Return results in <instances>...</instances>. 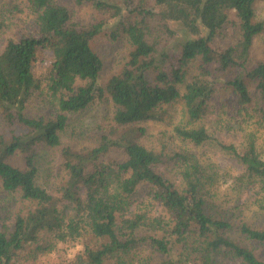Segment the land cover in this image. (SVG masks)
Masks as SVG:
<instances>
[{
  "label": "trees",
  "instance_id": "trees-1",
  "mask_svg": "<svg viewBox=\"0 0 264 264\" xmlns=\"http://www.w3.org/2000/svg\"><path fill=\"white\" fill-rule=\"evenodd\" d=\"M257 1L74 0L88 8L80 16L59 0H27L34 32L7 39L0 50V116L25 130L0 136V185L19 193L29 208L15 215L11 228H0V264H9L26 245L48 254L58 243L88 237L98 242H86L73 258L55 264H135L136 259L154 264L137 251L142 246L152 255L173 251L175 263L215 264L217 255L225 254L239 264H264L227 233L230 211L216 213L209 206L213 194L207 184L213 177L183 151L166 152L141 141L144 124L168 122L180 106L185 121L173 126L175 135L193 145L214 141L243 166L235 185L258 183L264 190V156L257 144L259 127L264 129V62L248 69L252 41L264 29L255 19ZM228 24L235 26L236 38L216 47ZM102 32L130 45L127 61L105 83L99 78L103 62L91 46ZM39 48L52 53L44 80L34 74ZM221 87L231 90L244 123H252L242 149L214 137L203 124ZM37 92L59 112L54 118L26 115ZM103 95L115 108L109 133L91 149L63 147L65 176L49 189L38 183L35 145L59 147L68 115ZM112 149L124 159L102 161ZM16 152L24 155L25 168L10 163ZM165 168L168 174L161 171ZM144 185L146 203L131 209ZM256 203L264 210V196ZM238 227L264 249V227Z\"/></svg>",
  "mask_w": 264,
  "mask_h": 264
},
{
  "label": "rangeland",
  "instance_id": "rangeland-1",
  "mask_svg": "<svg viewBox=\"0 0 264 264\" xmlns=\"http://www.w3.org/2000/svg\"><path fill=\"white\" fill-rule=\"evenodd\" d=\"M68 8L75 11L77 15L86 16L88 8L80 7L74 0H59ZM255 19L264 23V0H258L254 4ZM33 16L27 7V0H0V50L3 48L7 39H18L24 35L34 32ZM230 20H235L233 13ZM236 38L235 26L228 24L215 40L214 45H225ZM94 51L99 55L103 62L100 72V82L105 83L109 77L118 73L128 59L130 45L124 38L110 40L105 32H102L94 41L91 42ZM36 60L34 61V74L44 80L48 66L52 62V53L48 49L39 48ZM264 62V29L256 35L252 41L248 53V69L255 67L258 63ZM196 63L190 64V71L193 72ZM32 97L26 108V115L29 117L54 118L59 112H55L48 97L43 95ZM172 112V117L168 122L144 124L146 132L141 141L152 148L165 147L166 152L183 151L191 158H194L213 178L207 186L212 192L210 204L216 213L222 209L230 211L229 221L232 224L227 232L231 238L241 245L250 248L258 258L264 259V249L261 244L245 238L239 233V224L245 223L252 228L264 227V210L257 206V200L264 196V190L258 183H250L246 186L234 184L236 177L243 172L241 163L231 154L221 150L214 141L193 145L179 139L173 126L177 123H184L183 112ZM114 106L108 95H103L84 111L68 115L65 129L61 133V145L50 148L41 144L35 145L31 151L36 159L39 169L38 183L50 188L54 180L65 176L62 168L61 149L71 147L74 150L82 151L91 149L98 145L101 134H108L113 125ZM244 112H239L238 106L232 103L231 90L225 87L219 88L214 99L209 105V112L203 120V124L209 132L216 138L224 142H233L238 149L244 147L243 135L253 128L252 123L245 124L243 121ZM12 132L20 134L25 132L17 125H9L0 116V136H8ZM259 139L257 144L264 156V129L259 127ZM162 139V143H160ZM124 154L120 150L112 149L101 156L102 161L123 160ZM10 163L14 166L25 168L24 155L16 152L11 158ZM165 174L168 170L162 169ZM61 176V177H60ZM210 184V185H209ZM149 188L141 186L132 199L131 209L142 206L147 201ZM29 208V204L20 198L19 193H9L4 191L0 185V228H11L14 217L18 213H24ZM149 209L154 210L155 208ZM96 244L98 241L93 238L79 239L69 243H58L48 254H44L35 248V245H26L17 251L9 264H55L59 261L69 260L82 250L83 244ZM141 256L147 258L154 264H182L175 263L178 257L173 251L168 255L153 254L147 247H139L137 250ZM215 264H239L229 255L218 254ZM135 264H140L136 259ZM186 264H200L195 259H190Z\"/></svg>",
  "mask_w": 264,
  "mask_h": 264
}]
</instances>
